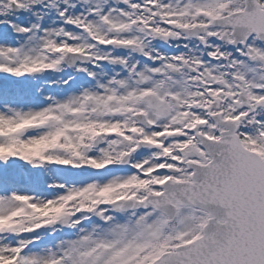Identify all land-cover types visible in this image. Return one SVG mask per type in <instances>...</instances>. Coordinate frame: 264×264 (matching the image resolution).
<instances>
[{
    "label": "snow or ice",
    "instance_id": "1",
    "mask_svg": "<svg viewBox=\"0 0 264 264\" xmlns=\"http://www.w3.org/2000/svg\"><path fill=\"white\" fill-rule=\"evenodd\" d=\"M0 264H264V0H0Z\"/></svg>",
    "mask_w": 264,
    "mask_h": 264
},
{
    "label": "rangeland",
    "instance_id": "2",
    "mask_svg": "<svg viewBox=\"0 0 264 264\" xmlns=\"http://www.w3.org/2000/svg\"><path fill=\"white\" fill-rule=\"evenodd\" d=\"M93 2L94 3L95 2L107 3L108 0H93ZM71 75L73 74L72 73L69 74L67 72H61V73H57L54 75L46 74L42 77L37 78L34 82H30L29 87L33 91V93H35L36 90H40V92L43 95L52 94L55 96H63L69 91L78 92L80 89V86L86 84L87 80L85 79V77L82 79L81 78L77 79L76 77L75 84H74V81H72L69 87L67 88L63 87L61 83L62 79H67ZM106 75H107L106 72L98 70V76L100 78H104ZM50 81H55L56 83L50 86L49 85ZM35 100L37 101V103H43L42 96L40 95L35 96ZM41 175L43 176V173ZM75 175H76L75 173H62V172H59L53 169L51 170L50 178L52 181H64V180H69L72 176H75ZM43 178L44 180H48L49 176H43ZM50 242H51V238L42 241V243L44 244H47Z\"/></svg>",
    "mask_w": 264,
    "mask_h": 264
},
{
    "label": "flooded vegetation",
    "instance_id": "3",
    "mask_svg": "<svg viewBox=\"0 0 264 264\" xmlns=\"http://www.w3.org/2000/svg\"><path fill=\"white\" fill-rule=\"evenodd\" d=\"M172 51V49H170V48H167L166 46H162V51Z\"/></svg>",
    "mask_w": 264,
    "mask_h": 264
}]
</instances>
